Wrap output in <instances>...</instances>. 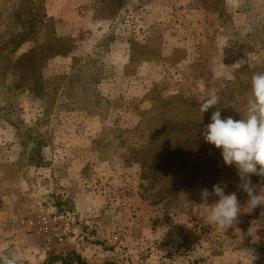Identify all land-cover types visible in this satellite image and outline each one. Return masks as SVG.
I'll use <instances>...</instances> for the list:
<instances>
[{
	"label": "rangeland",
	"instance_id": "obj_1",
	"mask_svg": "<svg viewBox=\"0 0 264 264\" xmlns=\"http://www.w3.org/2000/svg\"><path fill=\"white\" fill-rule=\"evenodd\" d=\"M148 2L96 0L109 24L89 51V28L58 30L41 0H0V147L14 159L2 168L13 177L27 166L26 214L47 213L63 239L46 249L20 229L25 240L3 253L17 264L70 251L89 264H223V250L238 257L231 264H264V235L242 189L232 190L241 213L221 231L205 219L218 197L205 205L182 186L206 158L223 160L201 135L215 108L202 114L201 104L216 92L222 118L241 119L251 77L264 73V0H155L165 8L154 17ZM126 38L133 54L121 73ZM106 78L114 100L100 90ZM72 83L88 88L78 102L66 101ZM68 115L76 122L64 123Z\"/></svg>",
	"mask_w": 264,
	"mask_h": 264
},
{
	"label": "clouds",
	"instance_id": "obj_2",
	"mask_svg": "<svg viewBox=\"0 0 264 264\" xmlns=\"http://www.w3.org/2000/svg\"><path fill=\"white\" fill-rule=\"evenodd\" d=\"M219 105L220 97L216 92L201 104L202 114L215 108L210 123L203 128L201 135L207 143L221 150L225 165H235L242 180L238 187L247 194V212L251 213L264 206V192L257 193L250 179L251 175L264 178V73H254L251 77L250 95L243 118L237 120L230 115L222 118ZM225 187L226 184H216L212 192L201 190V200L205 205H208L211 195L218 197L211 204L205 219L209 226L221 231H227L236 223L242 209L236 193L226 195ZM0 264H17V259L15 256L0 255Z\"/></svg>",
	"mask_w": 264,
	"mask_h": 264
},
{
	"label": "crops",
	"instance_id": "obj_3",
	"mask_svg": "<svg viewBox=\"0 0 264 264\" xmlns=\"http://www.w3.org/2000/svg\"><path fill=\"white\" fill-rule=\"evenodd\" d=\"M41 1L44 6V13L46 14L47 17H50L56 21L58 30L65 28L73 31L80 28L81 29L89 28L88 33L89 36L91 37L89 40L90 42V48H88L89 51L93 49L94 44H97L98 42L101 41L99 36L105 33V29L109 23L108 20L96 16V0H41ZM149 1L150 2H148V4L144 6V8L146 9L147 14L153 15V17L156 13V9L163 10L165 8V4L156 6L158 3H156L155 0H149ZM132 5H129L130 6V8H128L129 12L133 10ZM126 8L127 7H125V5L120 6V8H118V13H121ZM110 22H112V20H110ZM163 23L165 22H162L160 24ZM201 23H204V21H202ZM154 24L155 23L153 21L148 25H150L149 27H153ZM131 42H132L131 39L129 40L126 38L124 42H122L120 50H118L120 51V57H122V59L124 60V63L121 65V69L123 67L125 68L124 65L127 62L128 64H126V66L128 67L131 61L130 59H132L131 57L133 54V50L130 46ZM55 55L56 57L64 56L63 54H55ZM66 56L67 58L70 59L72 58L71 56H69V54ZM123 72L124 71L122 69L121 73ZM103 81L100 84V90L102 94L108 95V93H110L109 97L112 100H114L113 98L115 96L113 94V91H111L110 89L111 87L108 84L109 82L107 81V78L104 79ZM144 91H146V88H144ZM62 120L64 123H68V124L76 122V119L73 118V116L71 115L66 116ZM106 122L107 120L103 119L94 123L103 127V125ZM78 138H80V140L82 141V146L84 147L89 146L87 145V143L85 144V141H89L88 133L86 134L80 133L78 135ZM2 150L3 148L0 147V255H3V253H5L6 251H11V250L15 251L13 247L15 245L20 246L19 236L21 237V239L25 240V237L23 235H20L21 228L18 227L13 221L15 219L24 216L27 212L30 211L27 208V203L28 201L31 202L29 200L31 198V195L28 192L29 180L27 174V170H28L27 166H23L24 169H21V167L16 168V173L13 174V177H9L8 173L2 167L3 164L11 163L12 161H14V159H8V155L2 152ZM28 167H30L31 169V166ZM254 186L257 189V193L259 191L264 192V184H259V185L257 184ZM252 212L257 217L256 223L260 233L258 237L260 238L261 235H264V206H259L256 209H254ZM12 244L14 246H12ZM219 253H220L219 257L227 261V263L224 262L223 264H231V259L237 257L235 253L228 250H223L222 252Z\"/></svg>",
	"mask_w": 264,
	"mask_h": 264
},
{
	"label": "trees",
	"instance_id": "obj_4",
	"mask_svg": "<svg viewBox=\"0 0 264 264\" xmlns=\"http://www.w3.org/2000/svg\"><path fill=\"white\" fill-rule=\"evenodd\" d=\"M75 76H77V75H75ZM73 84L74 83L69 85V88L72 91L70 93V97H68L66 100L67 102H78L76 93L81 95V93L87 94V92H88V88H86V87L84 88V86L81 87L79 85L75 86ZM93 90L96 93H98L97 88H95ZM81 108H83V107L81 106ZM81 111H83V110H81ZM188 125H189V127L196 126L194 123H189ZM188 141L189 140H184L183 143L180 144L179 146L180 147H184L186 145L189 146V143H187ZM193 142H195V141H193ZM169 146H174V145H169ZM193 146L196 147L197 145H192L191 147H193ZM161 157L164 160L161 161V163H158V164H160L158 166V169L162 165V169H159V170H164L165 167L163 165L166 166V163H168V160H170V155L168 152H164L161 154ZM218 159L219 158H217V157H208L204 160V162L196 165V167H194V169H193V173H192L191 177L186 179L182 186H184V185L189 186V184H190V187L192 186L193 190L198 191L199 195H197L196 198H201V190L202 189H208L209 192H212L213 185H216V184H221L222 186L224 184H226V187L224 189L226 195L232 193V190L240 189L238 187V185L241 184L242 182L236 183V177H233L234 176L233 174L237 172L234 169V166L233 165L227 166L224 164L223 160L220 162V161H218ZM156 168L153 169L154 172H155V170H157ZM174 172L175 171L173 170L172 173L174 174ZM239 178H240V176H239ZM250 179H251L252 184H255V183L264 184V182H260L257 179L256 175H251ZM192 184L199 185V186L194 187ZM164 199L165 198H163V200ZM57 262H60L61 264H72V263L89 264V263H87L86 260L81 258V256L79 254H77L75 251H70L65 255H49L48 260L46 261L45 264H53V263H57Z\"/></svg>",
	"mask_w": 264,
	"mask_h": 264
},
{
	"label": "built area",
	"instance_id": "obj_5",
	"mask_svg": "<svg viewBox=\"0 0 264 264\" xmlns=\"http://www.w3.org/2000/svg\"><path fill=\"white\" fill-rule=\"evenodd\" d=\"M21 229L39 237L46 249H50L52 243L62 241V233L58 231L54 221L44 212L29 213L13 221Z\"/></svg>",
	"mask_w": 264,
	"mask_h": 264
}]
</instances>
